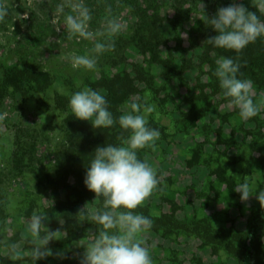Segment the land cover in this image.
<instances>
[{"label": "rangeland", "instance_id": "374dc122", "mask_svg": "<svg viewBox=\"0 0 264 264\" xmlns=\"http://www.w3.org/2000/svg\"><path fill=\"white\" fill-rule=\"evenodd\" d=\"M56 2L3 0L9 11L0 21V264H33L25 255L34 246L25 220L34 212L45 217L42 223L50 231H62L47 245L52 254L36 264H81L90 233L99 226L79 212L85 205L102 208L103 203L95 196L75 202L66 220L49 216L51 211L45 209L49 206L42 204L43 197L53 200L47 177L60 169L69 147L65 110L59 105L64 101L57 96L66 97L68 106L71 93L131 62L143 63L157 88L164 84L160 67L145 63L136 44L140 18L147 28H156L151 18H139L142 9L148 14L157 11L163 18L159 24L174 63L184 69L165 88L138 94L142 103L155 105L146 115L149 126L161 133L152 145L138 150L139 158L155 168L159 182L134 210L152 220L146 243L153 264H238L224 243L233 229L246 228L257 193L264 190V162L249 159L264 156V110L243 120L238 110L223 109L225 101L213 98L209 90L204 96L198 93L196 80L203 76L197 63L200 51L181 36L192 22L172 28L166 21L172 15L170 0H158L156 8L145 0H86L91 30L99 32L109 16L125 23L111 38L113 46L99 55L94 70L74 69L66 58L68 53L87 54L95 41L69 38L63 17L53 16ZM223 2L228 6L233 0ZM236 2L253 5L252 0ZM40 72L50 75L44 87ZM253 99L264 102V88L254 85ZM244 181L252 190L246 201L233 190ZM13 243L19 245L15 252Z\"/></svg>", "mask_w": 264, "mask_h": 264}, {"label": "clouds", "instance_id": "9594fccd", "mask_svg": "<svg viewBox=\"0 0 264 264\" xmlns=\"http://www.w3.org/2000/svg\"><path fill=\"white\" fill-rule=\"evenodd\" d=\"M252 4L258 11H250L233 0L228 6L217 8L209 17L203 0H199L200 13L193 15V18L198 17L214 29L216 34L207 39L214 48L233 50L238 55L250 43L264 38V0H252ZM8 11L3 0H0V21L7 17ZM53 16L63 17L69 38L95 41L87 54L66 55L74 69L94 70L99 55L113 46L111 38L125 27L119 18L109 16L99 32L91 30L89 22L92 12L86 0H57ZM104 34L108 37L107 41L96 39ZM181 36L187 38V33H181ZM215 65L214 75L218 78L225 99L223 109L238 110L243 120L256 117L264 110V102L258 104L253 99V81L240 78L241 64L237 60L230 56H219L215 59ZM68 108L73 117L90 121L94 128L107 129L118 123L130 133L121 144L97 146L87 167L84 183L96 194V198H103V207L85 205L79 212L84 214L86 220L99 226L97 232L90 233L81 264H153L150 247L146 243L152 220L134 210L143 205L159 182L155 168L138 156V150L152 145L161 135L158 128L149 126L146 115L155 110V105L144 104L139 95H132L121 106V115L114 117L105 95L84 86L70 94ZM233 190L240 194L242 201L252 194L247 181L235 184ZM256 198L264 206V190H260ZM53 203L52 199L43 197L44 206L53 207ZM43 220L45 217L36 212L25 220L34 245L25 255L31 256L33 264L52 254L47 245L62 232L60 229L50 231L42 223ZM18 247L17 243L11 245L13 252Z\"/></svg>", "mask_w": 264, "mask_h": 264}, {"label": "trees", "instance_id": "16d2710c", "mask_svg": "<svg viewBox=\"0 0 264 264\" xmlns=\"http://www.w3.org/2000/svg\"><path fill=\"white\" fill-rule=\"evenodd\" d=\"M145 1L154 8L158 3V0ZM203 3L209 17L216 12L217 8L226 7L223 0H203ZM169 6L172 15L166 17V21L172 28L184 26L190 20L192 22L185 27L188 42L200 51L197 63L199 67H202L201 74L203 76L196 80L199 94L203 95L207 89L213 98H220L225 101L218 78L214 75L215 59L219 56H230L237 60L241 64L242 75L240 78L251 79L254 85L264 88V38H258L255 42L250 43L238 55L233 50L214 48L207 41L208 38L216 34L214 29L198 17L193 18V15L200 13L199 0H170ZM245 7L250 11H258L253 5ZM258 14L260 13L258 12ZM138 16L139 18L140 16L148 17L152 21H156V28H147L146 20L140 18L143 26L139 24L135 30L136 44L145 54V63H154L160 67V75L164 79V84L157 88L153 83V76L150 71L145 68L143 63L139 62L124 64L118 71L109 75H101L99 78L90 81L89 87L104 91L102 94L107 98L114 117L121 115L120 104L128 101L132 95L141 94L147 89H163L174 78H180L184 70L183 67L175 65L173 51L165 41V33L159 24V19L163 18L159 16L157 11L148 14L145 9H142ZM161 38L164 41H160ZM176 42H181V39L178 37ZM161 45L167 47V50L163 52ZM22 72L24 71L22 70ZM39 74L43 76L44 87V82L49 80L50 75L47 72H40ZM30 82L31 80L28 79L27 85ZM35 84L40 86L39 81H35ZM57 98L64 101V104L59 105L64 108L65 113H68L67 116L64 115L63 123H65L69 147L63 163L59 165L60 169L57 168L53 176L47 177L54 203L53 207L49 206L45 209L51 211L49 216L57 214L66 220L69 214L74 212L71 208L73 203L96 197V194L89 190L84 183L87 167L94 155L95 148L108 143L121 144L130 133L122 129L118 123L107 129L94 128L90 121L76 119L70 114L66 105V97L59 95ZM204 99L206 100L207 97L205 96ZM150 123L157 126L155 122ZM259 156L253 155L249 159L254 162L259 160L264 162V156L258 159ZM60 191H63L64 195H60ZM71 197H74V202ZM98 198L100 203H103V198ZM224 244L233 253L238 264H264V206L259 201L250 209L246 228L244 230L233 229L231 236L226 239Z\"/></svg>", "mask_w": 264, "mask_h": 264}]
</instances>
